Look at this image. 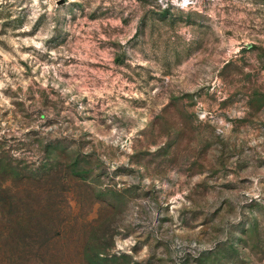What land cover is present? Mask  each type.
<instances>
[{"label": "rangeland", "instance_id": "1", "mask_svg": "<svg viewBox=\"0 0 264 264\" xmlns=\"http://www.w3.org/2000/svg\"><path fill=\"white\" fill-rule=\"evenodd\" d=\"M0 264H264V0H0Z\"/></svg>", "mask_w": 264, "mask_h": 264}]
</instances>
